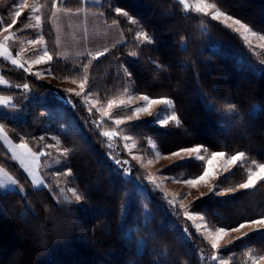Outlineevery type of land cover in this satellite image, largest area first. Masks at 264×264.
<instances>
[{"label":"trees","instance_id":"trees-1","mask_svg":"<svg viewBox=\"0 0 264 264\" xmlns=\"http://www.w3.org/2000/svg\"><path fill=\"white\" fill-rule=\"evenodd\" d=\"M205 1L264 35V0ZM103 4L86 7L80 0H67L63 5L103 11L108 23L118 21L125 43L97 58L58 60L53 73L59 78L83 77L82 68L87 64L88 92L101 99L121 96L128 88L152 98L171 99L180 125L171 122L165 129H155V123L146 120L122 129L140 142L170 137L167 139L177 148L205 145L209 152L224 151L229 157L243 151L244 161L224 180L229 186L246 181L248 169L254 171L264 163V50L255 52L232 28L209 14L185 9L179 0H103ZM117 8L134 18L152 43L138 44L129 17L118 15ZM48 29L52 30L50 24ZM0 75L10 84L0 85V95L5 97L20 94L18 85L36 84L22 69L10 68ZM93 76L97 79L89 82ZM38 87L46 90L45 100L36 102L29 97L25 109L18 112L23 116L19 121L12 119L10 108L0 110V122L12 136H26L31 146L51 122L42 113L55 108L48 99L51 87L42 82ZM230 104H235L232 111ZM80 105L76 114L70 113L75 130L64 140L70 148L69 166L82 205L62 204L49 189L33 188L21 168L0 154V166L24 189L0 190L2 264H7L4 253L14 249L9 239L16 241L25 256L22 264H208L203 256H210L211 248L193 232L187 218L165 202L158 207L157 200L147 198L112 165L99 134L106 123L98 126L101 117L96 111ZM199 164L204 165L187 162L176 169L177 175L195 177L202 172ZM205 200L199 209L215 225L261 219L264 181L233 198L239 206L226 203L225 198ZM185 230L190 237L183 234ZM153 235L156 241L151 239ZM256 238L229 248L233 260L243 262L249 252H264V231ZM155 246L159 249L151 251Z\"/></svg>","mask_w":264,"mask_h":264},{"label":"rangeland","instance_id":"rangeland-1","mask_svg":"<svg viewBox=\"0 0 264 264\" xmlns=\"http://www.w3.org/2000/svg\"><path fill=\"white\" fill-rule=\"evenodd\" d=\"M65 1L67 0H58V7H53L54 0H0V23L8 25L11 24L13 19L17 20V23L10 28L8 33L0 35V43H4V35H12L14 37L13 40L8 41L5 46L12 53L14 58H16L20 63L25 64V67L30 66V72H25L24 69L22 70L36 82V84H34L35 87L32 84H29L30 91H24L21 87L16 86V91H20V94L12 96L13 98L0 95V100H8L12 105H15L14 107L0 105V110H7L10 108V111L13 114L12 119L19 121L23 118V116L18 112L25 109V104L29 102V97H33L35 101L39 99L45 100L44 95L46 90L38 87L41 82L47 83L51 87L52 94L48 96V99H52L50 102L52 106L55 105V108H53V106L51 110H44L42 113L51 122L46 125L44 128V134L40 136L43 137V140L39 137L34 140L36 143H34L33 146L29 144V140H27L26 136L18 135L17 133L15 136H12L13 132H10L7 125L3 124L6 132L8 133L9 139L13 144L19 143L20 138L23 137V141L28 144V147L32 149V151L44 153V155L39 157L35 164H30V167L35 172L36 179L28 174L24 165H22L20 161L12 155L11 148L5 144L3 140H0V154L2 155L4 153L6 159L10 158L13 163L17 164L21 168L24 176L27 177L29 181V185L33 188L49 189L53 192V194H55L62 204L82 205L83 197L78 185L75 182L73 171L69 166L70 148L66 146L64 137L70 131L75 130L73 126L76 124L72 122L73 120L71 119L70 113L76 114L77 108L81 102L87 104H81L80 106L88 109L91 108L96 111L98 116L101 117V120L98 121L97 125L103 122L106 123L105 128L101 129L99 134L105 142L104 145L108 151V158L112 165L118 171H121L123 177L131 180L132 184L145 194L147 198H152L150 200H157L156 204L158 207V203L165 202L164 204L166 207L169 205L168 207L174 209L173 211L176 213H181L184 218H187L184 215L185 212L194 216L195 218L193 220H189L187 218L186 221L191 224L193 232H195L198 237H201V239L211 248L207 238L208 234L210 231H214L215 228L221 225L218 226L211 222V220L205 216L204 212L199 209V207H201L200 205L203 200V202L206 201L205 198H225L227 199L226 203L228 202L231 204L234 202V200H232L233 198H238L243 195V192L246 189L239 188V184L246 181H243L235 186H229L224 180L229 174L236 170L237 164H227L226 162L230 157L225 155L222 160L214 162L212 175L206 182L201 183L196 187H191L184 181L188 178H195L196 176L188 177L184 174L177 175L179 174L177 173L179 171L176 169H182L187 162L197 163L198 160H195L194 158L190 159L187 156L183 158L170 156L171 152L189 146L179 148L174 147L172 146L171 140H168L170 137H165L164 139L162 137V139L158 141L151 138L146 142H140L133 134L127 131L124 132L122 129V127L126 124L135 123L137 121L145 122L146 120H152L153 123H155L154 125H156L155 129H165L172 121H170L167 125L154 121H156L158 114L165 109H167V111L164 114L170 115L173 112V104L171 106L162 104L154 105L151 107L149 112L140 113L139 116H132L131 119H128L129 115H131L132 109L143 105V101L139 99V96L143 94L136 93L128 88L124 94L112 99L128 100L129 97L134 96L136 98L132 101L131 107L125 108L120 106L118 108H113L112 115L110 117H102L100 115V110L107 108V101L109 99L104 100L98 95L89 93L88 84H86L84 92L80 96H77L76 93L81 92L79 83L82 81L83 77H57L52 70V66H55V62L58 60L68 61L75 58H97L99 57L97 56V53L104 52L105 54L115 46L125 43L126 40L119 25L116 23H108L103 11L99 9L89 10L88 8L68 9L63 5ZM73 2L71 3L73 4ZM24 3H26L28 7L20 9V5ZM185 3L188 6L186 8L185 5L182 4L185 9L194 11H196L198 3L208 4L205 0H185ZM101 5H104L103 0H87V4H84L86 7H97ZM36 8L40 9L39 12L35 11ZM17 9L21 11V16L18 18L14 17V12ZM78 11L80 14L76 15L75 13ZM216 11L220 10L216 7L215 9H210L207 14L213 16ZM37 16L40 17L39 24L36 22ZM130 18L131 20H135L132 17ZM131 20L129 19V22L132 24V32L135 35L136 42L138 44L147 43L146 41L136 39L137 34L145 31L139 27L138 23L133 24ZM219 21L223 22L225 25L232 23L231 20L225 21L223 16L220 17ZM49 24L52 27V30L50 29V31L48 29ZM236 27L238 26L233 25L231 28L235 31ZM252 32L255 31L251 29V31L247 33L248 40L243 38V30H241V32H237V34L241 35L243 40H245L247 44L255 50V52L258 53L263 51L264 47H262V45H264V40L259 39L261 36L260 34L256 32L257 35L253 36L251 34ZM41 36L44 40L42 44L29 43ZM249 41H251V44H249ZM45 48L52 56V60H46L45 62L39 64H32L31 62L33 60H36L43 55ZM10 68L17 70L21 69L12 65L10 60L0 56V71H7ZM37 72L41 73L39 77L34 75V73ZM0 79L6 81V83H0V85L7 87L10 86L9 82L1 75ZM95 79H97L96 76L89 77V82H93ZM73 80H75L76 83H73ZM16 98H18L19 101H15ZM85 99H87V102H85ZM43 102L44 101L41 103ZM115 119H121L123 120V123L116 125L114 123ZM103 132H114L115 135L109 138L103 136ZM125 136L130 137V139L125 140ZM86 147L88 148V146ZM65 150H67V155H64ZM157 152L161 153V157L159 159L156 158ZM165 155H169V158H164ZM194 156L195 154H193V157ZM133 157H137L138 159H133ZM205 157L207 159V153H205ZM150 160L152 161L151 164L148 163ZM117 161H120L121 163H117ZM124 161H127V163L124 164ZM199 162H203L205 164L204 161ZM200 168H202L201 165ZM254 171H258V168ZM69 173L71 174L69 175ZM200 174H202V172L198 173V175ZM149 176L153 178L155 184L148 180ZM8 177L17 180V178L12 176L5 168L0 166V182H6ZM40 181H43V183H40ZM259 183L260 181L257 182L256 186ZM26 186L28 187V185ZM13 188L16 189L15 191L24 192V189L19 181L15 186L5 183V186L0 187V190L6 193L13 191ZM217 188L225 191L226 194L216 195L215 191ZM229 188L233 190L226 191ZM74 194L80 195L81 200L76 201ZM169 201H172V203L170 204ZM234 203V206H239L240 204L237 200ZM201 217H203V219H201ZM218 220H222V218L217 217V221ZM242 222L248 224L250 221ZM239 223L241 222L236 223V225ZM236 225H230L229 227ZM197 226H199V230L197 229ZM263 231L264 225H250L241 229L239 232L229 231L228 234L220 241L219 251L215 254L221 255L222 258L227 259L229 264L240 263L241 261H234L230 256L229 248H232V246L237 243L245 241L247 238H256L257 234ZM184 233L186 237H190L188 230L183 231V234ZM155 238L156 236L154 237V235L151 237L153 240H155ZM9 243L14 245V249L10 251L8 249L4 253V257L7 260L5 262L7 264L24 263L25 256L19 251L16 241L9 239L8 244ZM160 245H165V241L160 243ZM160 245L159 247H161ZM159 247L155 246L151 249V251H157ZM213 254L214 250L211 248V252L209 254L210 256H203L208 264H217L216 261H212L210 259ZM259 255H264V252L257 251L253 254V256ZM36 259L37 258H35V260ZM2 263L4 262L0 261V264ZM240 264H252V262L249 258H247Z\"/></svg>","mask_w":264,"mask_h":264},{"label":"snow or ice","instance_id":"snow-or-ice-1","mask_svg":"<svg viewBox=\"0 0 264 264\" xmlns=\"http://www.w3.org/2000/svg\"><path fill=\"white\" fill-rule=\"evenodd\" d=\"M81 2H82V4H87V0H81ZM179 3L184 4L186 8L188 7L187 4L185 3V0H179ZM26 7H28V5L26 3L20 5V9H23ZM53 7H58V0H54ZM215 8H216L215 4H206V3L199 4L198 3L196 11L197 12H203V13L207 14L210 9H215ZM39 10H40L39 8L35 9V11H37V12H39ZM115 11L117 12L118 15H124L125 17H128V13L127 12H121V10L119 8H117ZM69 12H70V10H69ZM75 14L79 15L80 12L78 11ZM20 16H21V11L19 9L15 10L14 17L18 18ZM222 16L224 17L225 21H229V20L232 21V23L227 25V27L231 28L233 25L238 26L235 28V31L241 32V30H243V33H244L243 38L245 40H248L247 33H249L251 31V29L246 24L241 23V21L239 19H233L232 16L225 15L223 12H220V11H216L215 14L212 16V19L213 20H219L220 17H222ZM129 19L131 20L130 17H129ZM36 22L38 24L40 23V17L39 16L36 17ZM131 22L133 24L137 23V21H135V20H131ZM16 23H17L16 19H13L11 24H8V25H4L3 23H0V35H3V33H8L10 28H12ZM114 23H118V21H114ZM251 34L253 36L257 35L256 32H252ZM13 38L14 37L12 35H4L3 36L4 43H0V56H3V57H5V59L10 60L12 65L17 66L18 68L24 69L25 72H30V66L25 67V64L20 63L16 58H14L12 53L5 46L6 43L8 41L13 40ZM136 39L146 41L149 44L152 43L151 38L149 37L148 33H146V32H140L139 34H137ZM259 39L264 40V35H261L259 37ZM43 42H44V40H43V37L41 36L40 38H38L36 40L30 41L29 43L42 44ZM249 44H251V41H249ZM262 47H264V45H262ZM183 51L185 53L187 52V46L186 45L183 47ZM102 55H104V52L97 53V56H102ZM132 55H135V53H132ZM46 60L51 61L52 56L49 54V52L45 48V50L43 51V55H41L38 59L33 60L31 63L32 64H39V63L45 62ZM82 70H83L84 76H83L82 81L79 83V88L81 89V92H77L76 93L77 96H80L84 92L85 86L88 83V76H87L88 67H87V64L83 65ZM34 75L39 77L41 75V73L37 72V73H34ZM129 75H130V73H129ZM72 82L76 83L75 80H73ZM0 83H6V81L0 79ZM18 87H21L22 90H24V91H30L28 83H24L23 85H18ZM135 98L136 97L132 96V97H129L128 100H125V99H120V100L109 99L107 101V108L100 110V115L102 117H110L112 115V109L113 108H118L120 106H123L125 108H130L132 101ZM139 99L141 101H143V105L140 107H136V108L132 109L131 115H129L128 119H131L132 116H139L140 113L149 112L151 107L154 105H161L162 104V105H166V106H171L173 104V101L171 99H168V98H152L147 94L140 95ZM85 102H87V99H85ZM0 105H4L6 107H8V106L14 107L15 106V105H12L10 103V101H8V100H0ZM234 109H235V104H230L229 105V111H232ZM89 111H91V108H89ZM166 111H167V109H165L160 114H158L157 119L154 122H158V123L163 124V125H167L170 121L175 122L176 125L181 124V120L175 114V112H172L170 115H165L164 113ZM114 123L116 125H120L123 123V120L115 119ZM114 135H115L114 132H103V136H105V137L111 138ZM40 139L43 140V137H40ZM124 139L128 140V139H130V137L125 136ZM0 140H3V142L11 148L12 155L16 159H18L22 165H24L25 170L28 172V174L30 176H32L34 179H36L35 172L30 167V164H35L38 161L39 157L41 155H44V153L32 151V149H30L28 147V144L23 141V137L20 138L19 143L13 144L12 141L9 139L8 133L6 132L5 127L2 123H0ZM205 153L208 154L207 159L205 157ZM193 154H195L194 157H193ZM64 155H67V150H65ZM225 155H226V153L224 151H215L214 150V151L209 152V149L205 145L189 146V147L178 149V150L170 153L171 157L183 158V157L187 156L190 159L194 158L195 160L205 162V164L202 165V174L196 176L195 178H188L184 181L186 184L190 185L191 187H196L197 185L206 182L208 180V178L212 175L214 162H216L218 160H222L225 157ZM160 157H161V153L157 152L156 158L159 159ZM164 158H166V159L169 158V155H165ZM244 158H245V152L240 151V152H237L235 154H232L226 163L229 165H236L237 162L244 161ZM133 159H138V158L133 157ZM117 163H121V162L117 161ZM123 163L126 164L127 161H124ZM148 163L151 164L152 161L150 160ZM252 163H255V161H253ZM257 168H258V171H252L251 169H248L247 180H246V182L239 184V188L246 189V190L252 189L256 186L258 181H264V163L258 164ZM70 174L71 173H69V175ZM148 180L151 183L155 184V181L153 180V178L151 176L148 177ZM5 183L15 186L18 184V181L12 179L11 177H8L6 182H0V187L5 186ZM40 183H43V181H40ZM12 190L15 191L16 189L13 188ZM232 190L233 189L229 188L226 191H232ZM215 194L216 195H224L226 193H225V191L221 190L220 188H217L215 191ZM75 199H76V201H80L81 196L75 195ZM169 203L171 204L172 201H169ZM184 215L189 220H193L195 218L194 216L189 215L187 212H185ZM201 219H203V217H201ZM250 225H264V218L252 220L248 224L241 222L238 225L231 226V227L226 226V225H221V226L215 228L214 231H210L207 238L209 240L211 248L214 250V254L211 255L210 259L212 261H216L217 264H229V261L227 259L222 258L221 255L215 254L216 252L219 251L220 241L228 234L229 231L239 232L241 229H243L247 226H250ZM197 229L199 230V226H197ZM247 255H248L249 260H251L252 264H264V255L253 256L251 252H249Z\"/></svg>","mask_w":264,"mask_h":264}]
</instances>
